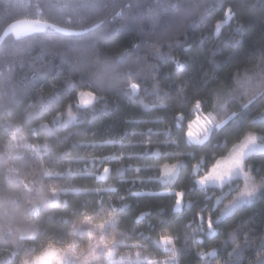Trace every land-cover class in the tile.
<instances>
[{"label":"trees","instance_id":"obj_1","mask_svg":"<svg viewBox=\"0 0 264 264\" xmlns=\"http://www.w3.org/2000/svg\"><path fill=\"white\" fill-rule=\"evenodd\" d=\"M20 20L80 33L32 26L0 46V264L48 244L79 249L87 238L72 230L85 216L106 223L120 255L138 245V259L157 262L261 264L264 193L225 209L260 184L264 147L245 159L247 181L198 180L238 133L264 145V0H0V37ZM145 38L155 48L134 50ZM89 91L91 104L78 95ZM196 100L220 124L210 141L199 135L203 144L186 135ZM7 123L23 137L11 157ZM172 165L177 175L166 178ZM122 261L113 264H130Z\"/></svg>","mask_w":264,"mask_h":264},{"label":"snow or ice","instance_id":"obj_2","mask_svg":"<svg viewBox=\"0 0 264 264\" xmlns=\"http://www.w3.org/2000/svg\"><path fill=\"white\" fill-rule=\"evenodd\" d=\"M86 4H94L95 0H85ZM71 6V5H70ZM80 6V5H76ZM226 16L231 15V9L225 10ZM203 19V17H201ZM40 21H33V25H40ZM47 28L54 29L57 32H66L67 30L62 27H58L55 24H47L43 25ZM100 27L99 24H93L92 28H85L83 31L91 32L93 29H98ZM219 27V24H217ZM7 31H12L11 27ZM79 35V33H75ZM17 36H19V32H17ZM141 47H153L155 45L149 39H141L140 43L137 45H133V49L138 51ZM157 55H161L159 53V49H155ZM127 55V53L122 54L120 60L117 62H122L123 58ZM179 66V65H178ZM128 75H131L129 72ZM95 87V85H91ZM83 87V85H81ZM130 91L133 95L137 94L140 85L137 83L130 84ZM80 96H87L88 103L91 104L98 100V97L95 95L94 92L89 91L87 93L80 92L78 93ZM247 107V105L245 106ZM202 109V104L200 100H196L193 110L198 113L195 119H192L188 122L187 128L188 131L186 133L189 140H195L198 144H203L204 141L199 139V135L202 133L204 140H209L211 134L216 131V129L220 128V124L216 123L215 118L212 116L211 113L207 115H200ZM237 120L240 117L233 114ZM183 117H178V119H182ZM58 116L53 117V121H56ZM231 122V121H229ZM197 126L200 130L199 133L193 131V126ZM46 127V125H43ZM227 125H225L226 127ZM7 127L11 129H15L12 135L9 137L8 142L4 145L5 150L9 153L10 157L11 154L20 146L16 143L17 140H22L23 137L18 135L19 129L12 125L11 123H7ZM223 131V129H221ZM228 140L225 137L224 144L227 146ZM215 147H219L216 145ZM257 147H264V145H257V136L252 134L251 132L242 131L237 134L235 142L231 143V147L228 149L227 155H220L218 158L215 159V163L211 164L210 169L207 173L200 177L198 183L200 185H205L207 183H216L219 182L221 185L224 184L226 180H230L232 176L236 175H243L245 180L248 179V174L245 172V159L250 152H253L257 149ZM189 155H192L189 153ZM215 156V153H213ZM179 165H172L171 169H166V175L171 176L178 169ZM105 173L108 172V169H104ZM160 179H164V176H161ZM27 188L28 185H25ZM53 195H56V190H52ZM231 192V190H230ZM258 193H264V176L261 177L260 184H252V185H245L242 190H239L238 196L232 201V203L225 209V212L231 211L232 208L236 207L238 203L244 202L246 200H251L255 197ZM178 199L176 201L177 206L180 204L179 197L182 193L176 194ZM144 214H142L143 217ZM141 217V218H142ZM219 219V218H218ZM203 220V217H201ZM209 233L211 234L213 230L214 221L209 218L207 221ZM106 223H98L93 224L92 218L89 216H85L80 223L79 229L73 228V234H76L80 229L84 230V234L87 238V247L83 250L77 251L78 245L75 243L69 244L66 248H55L52 244H48L44 250L39 254L36 255L32 259L22 258L20 260V264H53L54 258H59L60 264H104L106 258V264H113L112 261V254L114 250L118 247L119 242L115 239L109 240L107 237L106 232ZM165 245L172 244L171 237H161L160 238ZM134 247H139L134 246ZM167 251V249H165ZM140 253H137V257H139ZM91 258V259H89ZM130 264H148L147 261H140L137 259L134 262H130ZM164 264H169L166 260ZM264 264V261L261 262Z\"/></svg>","mask_w":264,"mask_h":264},{"label":"rangeland","instance_id":"obj_3","mask_svg":"<svg viewBox=\"0 0 264 264\" xmlns=\"http://www.w3.org/2000/svg\"><path fill=\"white\" fill-rule=\"evenodd\" d=\"M257 140H258V138H257ZM172 167V166H171ZM171 167H167V169H171ZM199 171V167L198 166H196L195 167V169H194V172L195 173H197ZM164 175H165V177L166 178H173V177H175V175H177V170L174 172V173H172V175L171 176H167L166 175V169H164ZM240 176V175H239ZM239 176H236V175H234V176H232V178L230 179V180H226L225 182H224V184L223 185H221L219 182H216V183H207V184H205V185H200L199 183H198V186H200V187H208V186H215V187H221V186H224L225 184H227L228 182H230L231 180H233V179H235L236 177H239ZM199 181V180H198ZM178 198V197H177ZM179 199H180V204H179V206H177L176 207V209L177 210H180L181 209V207H182V195L179 197ZM93 224H96V223H94L93 222ZM119 245H120V242H119ZM119 245H118V247L114 250V252H113V254H112V261H113V263H122L123 261L122 260H124L125 262H127V263H130V262H134V261H136L138 258H137V253H138V251H139V249L138 248H135V247H133L132 245H130V246H128V247H126V249H125V255H120V254H118L117 252H118V250H119ZM53 247H55V248H62V247H58V246H54L53 245ZM87 247V243L85 244H83L79 249H77V251H79V250H83V249H85ZM42 252V251H41ZM41 252H39L38 254H36V255H39ZM35 255V256H36ZM34 256V257H35ZM34 257H32V258H34ZM31 258V259H32ZM89 259H91V258H89ZM140 261H147L148 262V264H164V262L166 261V260H162L161 262H157L156 260H152V259H147L146 257H144V255L139 259ZM168 262H169V264H173L172 263V260L170 261V260H167ZM53 264H60V262H59V258H54L53 259ZM104 264H106V259H105V261H104Z\"/></svg>","mask_w":264,"mask_h":264},{"label":"water","instance_id":"obj_4","mask_svg":"<svg viewBox=\"0 0 264 264\" xmlns=\"http://www.w3.org/2000/svg\"><path fill=\"white\" fill-rule=\"evenodd\" d=\"M42 25L43 24L40 23L39 26H42ZM32 26L38 27L37 25H33V21H29V20H20V21L12 23L2 33V35L0 37V46L4 43V41L7 39V37L10 34L15 33V32H27L29 30L28 27H32ZM10 27H11L12 31H7ZM66 33L75 34V33H80V32L66 31Z\"/></svg>","mask_w":264,"mask_h":264}]
</instances>
